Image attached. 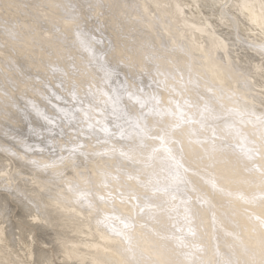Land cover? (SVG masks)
I'll list each match as a JSON object with an SVG mask.
<instances>
[{"label": "bare ground", "instance_id": "6f19581e", "mask_svg": "<svg viewBox=\"0 0 264 264\" xmlns=\"http://www.w3.org/2000/svg\"><path fill=\"white\" fill-rule=\"evenodd\" d=\"M31 1L0 0V264H264V0Z\"/></svg>", "mask_w": 264, "mask_h": 264}, {"label": "rangeland", "instance_id": "374dc122", "mask_svg": "<svg viewBox=\"0 0 264 264\" xmlns=\"http://www.w3.org/2000/svg\"><path fill=\"white\" fill-rule=\"evenodd\" d=\"M36 1L37 0H32L31 2L33 3V5L35 4L36 5ZM53 62H54V60H53ZM85 66H81V70L82 71H86L87 69V71L86 72H91V74L92 75H94V72H97V69L98 68H96L94 65L92 66V67H90V68H86ZM92 68V69H91ZM85 73V72H84ZM162 77V79L164 78L163 76H161ZM76 82H78L79 83V81H76ZM149 85H151V84H149ZM88 86L89 85H87V86H85L84 85V88L85 89H87L88 88ZM149 86H146L145 88H148ZM152 88H157V90H159L158 91V99L160 100V99H163L164 98V95H165V91H164V89H167V87H166V84H164V79L163 80H161V83H159V85H158V87L157 86H155V85H152L151 86ZM170 88V87H169ZM168 88V89H169ZM148 89H150V88H148ZM180 90V89H179ZM114 91H116V93H115V98L121 103L122 101H121V90H119V89H115ZM146 91V90H145ZM149 92V91H148ZM146 93H147V91H146ZM150 93V92H149ZM149 93H147L148 95H149ZM150 97V99H152V96L150 95L149 96ZM176 99V98H175ZM180 99H176L175 100V103L176 102H178ZM146 101H148V100H146ZM116 103V102H115ZM123 103V102H122ZM121 103V104H122ZM149 105H151V104H149ZM145 108V104H143V103H141V108ZM163 107V106H162ZM164 108V107H163ZM62 110H63V108H61ZM69 109V108H68ZM162 109H160V111H161ZM92 112L94 113V115L93 114H88V116H87V118H88V120L91 122L90 124H89V126H91L92 127V130H94V131H99V130H101L100 128L98 129V127H95V126H93V124H96V123H99L100 125H101V127H102V129L103 128H105L106 127V124H105V119H104V117H96V115H98L99 113H96V112H94L93 110H92ZM154 112L155 113H157L158 112V110H154ZM95 113H96V115H95ZM86 115V114H85ZM81 116H83V114H81V115H77L76 117H81ZM116 116H114L112 119H114ZM163 122V121H162ZM111 125V124H110ZM133 126L135 127V128H137V129H140L139 130V132L137 133L138 134V136L139 137H141L142 139H144L143 138V136H145V135H147V134H145V135H143L144 134V129H146L147 127L146 126H141V125H139V124H137V121H135V123L133 124ZM111 127H112V125H111ZM107 128H108V130H109V125L107 126ZM146 130H148V129H146ZM88 131V130H87ZM132 133H133V131H132ZM111 135H112V133H110ZM128 134V133H127ZM32 137V136H31ZM30 137V138H31ZM116 138L117 139H119V136H116ZM198 139V138H197ZM240 139H242L243 140V137H241ZM199 140V139H198ZM202 143H203V140H200ZM217 140H215V142H216ZM247 141H248V139L246 140V141H243L242 143H243V145L240 143V144H237V143H235V141H230V145H234L233 147V149H236L237 150V153H236V155L237 156H239L238 154H240V155H243V156H245V157H250L251 155H248V154H242L241 152H240V150H239V148H241V147H243L244 146V148L246 149L247 148ZM233 142V143H232ZM81 147H83V145H81V144H79ZM78 146V145H77ZM241 146V147H240ZM213 147V146H212ZM226 149H228V146H227V148ZM232 149V150H233ZM231 150V151H232ZM247 150V149H246ZM248 151H250V150H248ZM155 158V157H154ZM182 166H184V165H182ZM185 167V166H184ZM220 167V165L218 166V168L217 169H220L219 168ZM185 169H188V170H190V169H193L192 167H189V166H187V168H185ZM183 173H185V172H183ZM182 173V175L180 174V172H179V176L177 177L179 180H181L182 181V179H185L187 176L188 177H190L191 176V174H189V173H186V176H185V174H183ZM181 176H185V177H181ZM177 179V180H178ZM210 177H208V180L212 183V181H214V183H219L218 181H216L215 179H211ZM178 180V181H179ZM228 181H229V179H228ZM221 184V183H220ZM217 187H221V186H217ZM47 249V248H46ZM47 251H52L51 249L49 250V249H47ZM57 259H55V262L56 263H61L60 261H58Z\"/></svg>", "mask_w": 264, "mask_h": 264}]
</instances>
